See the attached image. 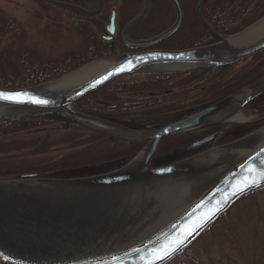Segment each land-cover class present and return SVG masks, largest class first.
<instances>
[{
	"label": "water",
	"instance_id": "95a60500",
	"mask_svg": "<svg viewBox=\"0 0 264 264\" xmlns=\"http://www.w3.org/2000/svg\"><path fill=\"white\" fill-rule=\"evenodd\" d=\"M44 1L66 13L85 17L100 15L105 3L104 0H96L95 7L88 9L63 0ZM207 1L199 0L195 12L200 22L216 38L213 43L182 49L150 48L180 27L183 18L180 0H173L178 19L171 28L151 39L129 40L126 38L129 31L149 12L150 0H145L143 11L124 29V41L132 51L93 59L38 84L0 87L3 92H24L48 101L37 104L28 100H0V118L66 112L87 125L133 141L147 142L123 167L96 176L34 180L29 178L38 177V174H24L15 180H0V264H147L150 259L148 253L182 234L204 214L230 197L223 204V209L189 236L178 251L167 260L156 262L168 264L212 230L238 202L264 189L262 181L241 194L232 195L234 188L249 178V168L264 170V152L261 151L264 141L249 152L234 150L222 159L210 153L237 144L253 132L238 141L178 162L149 167L160 143L169 136L233 122L217 118L232 115L229 110L233 107L240 112L249 102L262 95L264 76L236 93L212 104L202 105L191 115L152 131L134 130L75 108L80 100L123 77L179 75L224 68L264 52V16L234 33L223 34L216 31L203 15L202 7ZM106 32L108 39L116 32L115 10L106 25ZM122 66L124 71H116ZM245 89L252 91L241 97ZM205 141L207 139L189 147H198ZM257 153L260 155L257 156ZM213 172H220L219 177L189 204L168 218L161 216V211L156 207L163 195L159 186L166 182L200 179ZM145 211H149V215H142Z\"/></svg>",
	"mask_w": 264,
	"mask_h": 264
},
{
	"label": "rangeland",
	"instance_id": "374dc122",
	"mask_svg": "<svg viewBox=\"0 0 264 264\" xmlns=\"http://www.w3.org/2000/svg\"><path fill=\"white\" fill-rule=\"evenodd\" d=\"M136 1L138 2L136 5L134 4V9H136L134 11L138 12L142 7L143 1ZM182 1L186 5L188 13L195 12L196 3L199 0ZM117 5L120 6V2ZM154 5L155 15L152 19L155 22L153 24L155 27L159 29L164 26L167 27L171 22L173 23L176 20L177 10L175 6V8L173 7L170 0H155ZM0 8L8 17H13L21 23L27 32L24 41L20 42L16 40L14 43L6 41L4 44L2 42L0 49H5L2 51L27 48L40 54L45 59H59L67 53L79 51L82 47V40L79 33L71 28L72 18L62 10H45L40 6L39 0H0ZM147 32L144 33L146 34ZM192 39L194 40L192 41L193 44L199 41L194 37ZM117 50L125 51V48H117L114 46L107 49L104 55L116 54ZM263 76L264 55L258 58H250L237 65L226 68L219 73L216 80H211L209 84L205 83L198 86L197 93L195 94L192 91L182 93L179 96H174L172 99L165 101V104L162 102L153 106V110L147 116H150L152 122L156 123V125H159V123H170L180 116V113L178 116L177 110L195 104L196 95L198 103L202 104V102L206 101L207 98L205 97L209 93V99L218 96L221 92L233 90L232 93H236L242 88L260 80ZM203 87L209 88L203 91ZM129 92L132 95L155 93L148 89L139 92L137 88ZM257 101L248 103L239 112L244 116L250 117L252 120L250 123L264 118V97H261L259 102ZM191 107H195V105ZM226 124L240 123L233 121ZM263 125L264 123L256 128L250 127L240 137L233 140H226L225 143L216 144L208 149L238 141L258 130ZM134 129L139 131H152L156 128L152 127L150 130ZM98 130L104 131L112 136L121 137L120 139L123 138L122 140L127 141L124 144L127 146L125 150L129 149L131 145L129 142H137L125 136L105 131L99 127L87 125L81 121L76 124H68L65 119L59 118L58 121L51 122L49 125L36 127V129L34 128L20 136L23 141L39 138L40 140L37 144H49L47 152L32 154L34 148H24L12 150L10 153L0 154V180H15L18 176L24 174H38V177L29 178L34 180L81 179L92 177L123 167L144 147L142 145L138 152L136 151L137 153L135 152V155L133 154L131 156L132 158H128V161L119 167L103 164V166H87L85 168H75L71 171H63V167H66V165L102 162V160L106 159L105 156L109 158L114 156V154H116L115 156L120 155L117 153L121 150L114 151L117 148L119 149L120 145H111V143L105 145L102 143L107 142V140L95 141L104 135ZM101 145H105L101 150L104 151L103 154L105 151H109L107 152L109 155L97 153V149ZM186 154L188 152H182L177 156H173V159L182 158ZM214 228L213 232L207 233L192 247V250L202 262L208 264H264V190L256 192L240 201L231 209L224 220L219 222Z\"/></svg>",
	"mask_w": 264,
	"mask_h": 264
},
{
	"label": "trees",
	"instance_id": "16d2710c",
	"mask_svg": "<svg viewBox=\"0 0 264 264\" xmlns=\"http://www.w3.org/2000/svg\"><path fill=\"white\" fill-rule=\"evenodd\" d=\"M70 3L77 4L84 8H93L96 5V0H63ZM104 12L95 18L85 17L73 13H66L64 10L54 7L46 3L44 0H39L40 6L45 10H62L72 18L71 28L79 33L81 37L82 47L79 51L67 53L59 59H45L40 54L27 48L23 49H9L2 51L0 49V87H25L41 83L48 79L57 77L83 63H86L95 58L101 57L105 54L106 49L99 38V31L102 25L107 20L109 10L115 9L119 13L120 25L123 26L125 22L131 21L142 12V7L138 12L134 9L138 1L136 0H104ZM120 2V6L117 4ZM154 2V0H153ZM143 4V3H142ZM143 6V5H142ZM154 8V6H153ZM133 10V11H132ZM148 18L152 19L155 15ZM203 14L209 17L218 29H222L224 33H232L240 28L250 24L255 19L264 14V0H208L203 7ZM199 44H206V31L198 28ZM27 32L23 25L13 17H8L0 8V44L6 41L14 43L17 41H24ZM203 39V40H202ZM204 42V43H202ZM195 46V43L194 45ZM122 50V49H121ZM121 50H117L121 51ZM264 53L259 54L253 58H258ZM220 69L198 71L189 74L178 75L181 77L192 78L201 77L199 86L209 83L212 78L219 73ZM213 77H209V76ZM172 77L170 75H151L145 76L144 79L150 82L152 88L167 87V80ZM130 78V77H129ZM121 78L113 83L123 81ZM165 79V80H163ZM105 100L111 101L112 96L105 93ZM99 92H95L86 98L79 101L75 107L87 114L106 118L109 120L119 118L125 123L141 122L147 119L141 113L121 114L115 116L105 105L98 103ZM167 99L164 97H144V98H120L118 99L120 111H130L143 109L146 107H153L162 103ZM151 112V111H150ZM149 112V113H150ZM148 114V113H147ZM146 114V115H147ZM59 118L65 119L66 122L76 120L65 112H55L40 115H20L14 117L0 118V154L10 153L12 150H19L24 148H34L32 154L45 153L49 149V144L39 145V138L22 140L21 135L36 127L49 125L51 122L58 121ZM55 119V120H54ZM78 123V121H77ZM23 138V137H22ZM91 139V138H89ZM45 141V140H44ZM43 141V142H44ZM55 144V143H53ZM52 144V145H53ZM51 145V146H52ZM37 146V147H36ZM224 220V219H223ZM221 220L220 222H222ZM215 228H213V232ZM168 264H208L202 262L192 248L188 249L180 256L172 260Z\"/></svg>",
	"mask_w": 264,
	"mask_h": 264
},
{
	"label": "flooded vegetation",
	"instance_id": "af4514ba",
	"mask_svg": "<svg viewBox=\"0 0 264 264\" xmlns=\"http://www.w3.org/2000/svg\"><path fill=\"white\" fill-rule=\"evenodd\" d=\"M142 1H143V4H142L143 5L142 9H143L144 0H142ZM170 1L174 7L175 4H174L173 0H170ZM154 3H155V0H154V2H153V0H150V9H149V12L147 13L146 17L142 21L137 23L129 31L126 38H128L131 41L151 38V37L158 35L159 33L163 32L164 30L170 28L171 26H173L175 24V22L178 18V12H177L176 20L173 23L171 22L172 23V24L170 23L171 25L169 24L167 27L164 26L160 29L155 27L153 25V24H155L153 19H148L153 15L152 14L154 11L153 6H155ZM180 4H181L182 12H183V18H182V22H181L180 27L173 34H171L170 36L161 40L157 44L151 46L150 48L178 49V48L192 47L194 45L192 43V41H194L192 38L194 37L195 39H198V30H199L198 28H199V26L201 27V30L203 32L206 31V33H207V35L205 37V38L208 37V39H206V42H205L206 44L216 41V38L212 35V33H210L208 31V29L200 22V20L198 19L197 15H196V12L188 13L187 7L183 3L182 0H180ZM195 9H196V7H195ZM113 10L114 9H112V11ZM112 11L110 9L109 13L107 14L108 15L107 20L104 22V24L101 27V32H99V38H100L101 42L103 43V46L105 47L106 51H107V49L114 47V46L117 48H125V51H132V50H130L131 48L128 47V45L126 44V42L124 41V38H123L124 29L126 28L129 21L125 22V24L123 26H121L120 21H119V13L117 10H116V32L111 39L107 38L109 35L106 32V25L111 18V12ZM175 14H176V12H175ZM205 17L210 22V24L213 26L214 29H216L219 32L224 33L222 31V29H218L216 27V25L212 22V20L209 17H207L206 15H205ZM144 32H147V33L145 34ZM186 39H188L190 41H188ZM202 43H204V42H202ZM197 44H199V42L198 43L195 42V45H197ZM229 67H232V66H228L226 68H229ZM226 68H222L218 72L221 73ZM219 73H217L215 75V77L212 78L211 80H214V79L216 80ZM170 76H172V77H170L167 80L168 81L167 87H162V88L156 87L154 89L151 87L150 82H147L144 79L145 76H132L130 78L125 77L123 79V81H120L118 83L112 82V83L106 85L105 87L99 89L97 92L100 91V95H99V97H98L99 99L97 101L100 105L107 106L108 107L107 110H109L115 116L121 115V114H128V113L129 114L141 113V115H144L147 117V119H143L141 122H135V123H125L124 121L120 122L119 120H121V119H119V118L112 119V121L118 122V123L123 124L127 127H130V128L132 127V128L144 129V130H150V129H152V127H155V128L161 127V126L169 124V123H165V124L159 123V125H156V123H153L150 116H147V115H150L149 112L153 110L151 107H146V108L137 109V110H130L127 112L126 111H120V105H119L118 99H120V98L133 99V98H144V97H164V98H167L166 100L163 99L164 100L163 102L165 104V101L172 99L174 96H179V94L181 95L182 93H188L191 91L194 94L197 93V87L199 86V81L203 80V79H200L201 77H197V76L192 77V78H187V79H185L186 77H183L181 79V77H179L178 75H170ZM209 77H213V76L211 75ZM218 79H220V78H218ZM163 80H165V79H163ZM207 84H209V83H207ZM209 87H203L202 90L206 91ZM136 88L139 92H143L146 89H148V90H152L155 93L148 94V95H132L129 91L135 90ZM232 91L233 90H230L227 92H221V93H219L218 96L212 97V99L208 98V96L210 95V93H209V95H207L205 97V98H207L206 101L202 102V104L198 103V98L196 95V98H195L196 101L194 102L195 104L191 105V106L195 105V107L189 106L191 108H189V107L184 108L183 107L182 109L177 110L178 116H179V113H180V116L176 120H173L171 122L183 119V118L191 115L192 113L198 111L200 106L206 105V104H212L214 101L222 99L223 97H225L226 95H228ZM105 93L110 94L112 96L111 101L105 100V97H106ZM150 93H152V92H150ZM261 97H264V93L262 95H260L258 98H256L255 100H253L252 102H255L257 100H258L257 102H259ZM104 119H106V118H104ZM69 123L70 124H76L77 120L68 121V124ZM238 123H240V122H238ZM263 123H264V118L257 121V122H254V123L244 122V123H240V124H219V125L209 126V127H205V128H201V129H196V130L181 131L179 133H176L174 135L169 136L164 141H162V143H160L156 153L154 154V156L150 160V163H149L150 167L156 168V167H160V166H164V165H168L171 163L178 162V161L183 160L185 158H188L194 154H198V153L210 148L211 146H214L216 144H222V143H225L226 140H233L237 137H240L241 134L247 132L250 127L256 128L258 126H261ZM98 131L103 133L104 135H102L103 138L100 137L98 140H95V141L99 142L102 140H107V142H102V143H104L105 145L108 143H111V145H113V144H117L118 146L120 145L119 149L117 148L116 150H114L115 152L121 150L119 153H117L120 155L115 156L116 154H114V156H111L109 158H108V156H105L106 159L101 158V159L105 160V161L102 160V162H96V163L91 162V163H85V164H79V165H66V167L65 166L63 167V169H64L63 171H65V170L71 171L72 169H75V168H85L87 166H98V165L103 166V164L106 166L114 165L115 167H119V166L123 165L128 158H130L133 154H135V152L138 151L142 147V145H144L143 142H133V143L129 142L131 145L129 146V149L125 150L127 148V146H125L124 144L127 143V141L122 140L123 138L120 139L121 137L114 136V135L112 136V135L107 134L106 132L101 131V130H98ZM208 138H210V139H208ZM204 139H207V141H205V143L201 144L200 146L195 147V148L189 147L191 144H193L197 141H200V140H204ZM105 145H101L97 149L98 154H103L104 151H101V150H102V147ZM107 152H109V151H105V153L103 155H109V153H107ZM182 152H188V154H186V156H182V158H178L176 160L173 159L174 158L173 156H177L178 154H181ZM117 160H123V161L116 162ZM60 176H68V175H60Z\"/></svg>",
	"mask_w": 264,
	"mask_h": 264
},
{
	"label": "bare ground",
	"instance_id": "6f19581e",
	"mask_svg": "<svg viewBox=\"0 0 264 264\" xmlns=\"http://www.w3.org/2000/svg\"><path fill=\"white\" fill-rule=\"evenodd\" d=\"M252 89H245L241 92V97L246 96ZM232 115H224L225 117H218V120L235 121V122H252L251 118L244 116L233 107L229 110ZM261 128V127H260ZM258 128V129H260ZM264 141V125L260 130H256L249 137L245 138L237 144H232L223 148H218L211 151V155L218 157L219 159L226 158L234 150L244 149L249 152L250 149L257 147ZM142 157V156H141ZM220 172H213L208 175H204L200 179H185L175 182H166L162 186H159V191L163 193L160 196V200L156 203V207L161 211L163 218H168L180 210L181 207L189 204L194 197L204 190L209 184L219 177ZM162 188V189H160ZM158 191V190H157ZM152 212V211H151ZM149 215V211H145L142 215ZM141 218V216H139Z\"/></svg>",
	"mask_w": 264,
	"mask_h": 264
},
{
	"label": "snow or ice",
	"instance_id": "6c2138e0",
	"mask_svg": "<svg viewBox=\"0 0 264 264\" xmlns=\"http://www.w3.org/2000/svg\"><path fill=\"white\" fill-rule=\"evenodd\" d=\"M124 70L125 68L123 66L116 69V71L118 72ZM109 75H111V73H109ZM0 100H9L15 102H23L24 100H28L32 103H37V104L48 103V101L46 100L29 96L27 93L24 92L11 93V92L0 91ZM261 151L264 152V149H262ZM259 155L260 153H257V156ZM248 171H249V178L244 183L236 186L234 188V191L232 192V195L241 194L246 190H248L249 188L257 186L260 182L264 181V170L249 168ZM227 199H230V197H228ZM227 199H225V201L220 203L218 207L204 214L198 222L192 224L191 227L186 228L182 234L172 238L168 242L160 245L152 252L148 253L147 255L150 257V259H148L147 264H156L157 261L162 262L167 260L174 252L178 251L185 244L189 236H192L193 233L197 231V229L202 228L204 224H206L208 221L213 219V217L216 215L217 212L223 209V204L227 203ZM133 251L139 252L140 250L133 249ZM114 259H118V257H114Z\"/></svg>",
	"mask_w": 264,
	"mask_h": 264
}]
</instances>
